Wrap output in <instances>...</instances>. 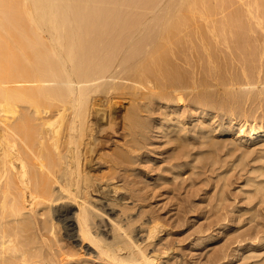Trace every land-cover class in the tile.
<instances>
[{"label": "bare ground", "instance_id": "6f19581e", "mask_svg": "<svg viewBox=\"0 0 264 264\" xmlns=\"http://www.w3.org/2000/svg\"><path fill=\"white\" fill-rule=\"evenodd\" d=\"M229 2L0 0V264H182L180 240H164L165 225L133 199L135 168L119 160L130 151L118 137L142 136L138 117L154 102L169 121L158 134L183 133L177 107L201 85L186 82L175 59L200 50L183 33L198 18L242 56L252 54L249 11L208 23ZM252 3L261 10L256 25L264 24V0ZM242 82L238 89H254ZM227 122L240 143L264 140V126Z\"/></svg>", "mask_w": 264, "mask_h": 264}, {"label": "rangeland", "instance_id": "374dc122", "mask_svg": "<svg viewBox=\"0 0 264 264\" xmlns=\"http://www.w3.org/2000/svg\"><path fill=\"white\" fill-rule=\"evenodd\" d=\"M253 1L230 0L223 6L225 9L219 8L217 13L214 11L210 15L208 23L219 24L224 15L239 8L254 17L261 15ZM254 17L246 16L252 25L248 27L251 28L249 32L247 29L248 36H245L249 39L246 40L252 43L249 42L250 47L254 45L252 54L247 55L250 59L242 56L232 39L223 43L218 32L209 31L210 26L202 18L183 29L186 38H191L199 47L204 43L207 51L203 52L201 47L197 48L202 53L198 49L189 51V63L181 56L175 59V63L178 62L175 65L184 68L178 66V72L187 73L186 82L193 80L202 87L188 90L190 93L184 91L185 100L177 107L178 112H185L180 122L183 133L172 139L167 130L158 134L163 128L161 121L165 124L169 121L160 112L166 109L160 110L161 106L154 102L149 107L150 112H142L138 117L142 136L133 132L125 138L118 137L130 151L119 160L124 162L126 159L128 163L123 164L135 168L134 181L127 185L133 199H142L141 202L149 205L148 216L165 225L169 235L164 240H180L174 250L186 261L181 260L182 264H264V140L240 143L237 128L229 127L227 122L229 117H234L238 124L248 128L256 124L264 126V24L257 26ZM206 53L213 60L212 69L205 63ZM251 59L255 60L252 62ZM250 64L254 69L249 67ZM244 81L251 83L254 88L251 92L250 88L246 91L238 89L239 82ZM229 83L231 87L227 86ZM174 162L180 163L176 169H170ZM144 185V189L137 190ZM129 205V212H133L132 209L135 212L131 202ZM145 218L139 217L135 222L143 223ZM166 235L163 233L164 237ZM197 235H202L201 241L195 240ZM161 245H157L160 252L164 251ZM217 257L221 262L220 259L216 261Z\"/></svg>", "mask_w": 264, "mask_h": 264}]
</instances>
